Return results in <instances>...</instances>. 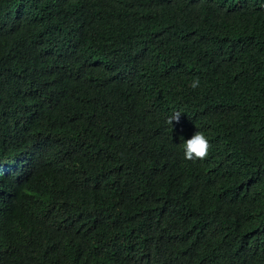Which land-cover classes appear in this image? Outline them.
I'll use <instances>...</instances> for the list:
<instances>
[{
	"label": "trees",
	"instance_id": "obj_1",
	"mask_svg": "<svg viewBox=\"0 0 264 264\" xmlns=\"http://www.w3.org/2000/svg\"><path fill=\"white\" fill-rule=\"evenodd\" d=\"M0 264H264V0H0Z\"/></svg>",
	"mask_w": 264,
	"mask_h": 264
},
{
	"label": "clouds",
	"instance_id": "obj_2",
	"mask_svg": "<svg viewBox=\"0 0 264 264\" xmlns=\"http://www.w3.org/2000/svg\"><path fill=\"white\" fill-rule=\"evenodd\" d=\"M200 85V80L198 78H193L190 81L189 87L192 89L198 88ZM180 113H173L168 117V122L172 125L173 121H179ZM209 149V141L205 134L201 131H196L187 139H183L182 144V155L185 160L195 161L198 159H203Z\"/></svg>",
	"mask_w": 264,
	"mask_h": 264
}]
</instances>
